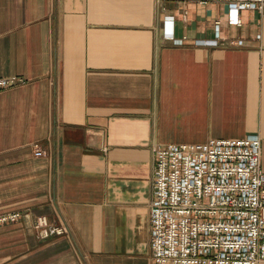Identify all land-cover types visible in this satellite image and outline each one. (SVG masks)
Wrapping results in <instances>:
<instances>
[{"label":"crops","instance_id":"crops-1","mask_svg":"<svg viewBox=\"0 0 264 264\" xmlns=\"http://www.w3.org/2000/svg\"><path fill=\"white\" fill-rule=\"evenodd\" d=\"M228 9L0 0V264H151L152 144L258 135L264 171V12Z\"/></svg>","mask_w":264,"mask_h":264},{"label":"built area","instance_id":"built-area-1","mask_svg":"<svg viewBox=\"0 0 264 264\" xmlns=\"http://www.w3.org/2000/svg\"><path fill=\"white\" fill-rule=\"evenodd\" d=\"M222 1L229 3L230 24L240 25L243 9L264 12V0ZM205 44L216 45L217 39ZM21 82L16 76L0 77V91ZM150 149L151 264L264 261V171L258 135L201 144H152ZM33 152L45 154L39 144ZM20 216L18 211L1 214L0 224ZM34 228L44 237L55 230L45 216L35 218Z\"/></svg>","mask_w":264,"mask_h":264},{"label":"rangeland","instance_id":"rangeland-1","mask_svg":"<svg viewBox=\"0 0 264 264\" xmlns=\"http://www.w3.org/2000/svg\"><path fill=\"white\" fill-rule=\"evenodd\" d=\"M43 216V215H42ZM39 217V216H38ZM37 218V217H36ZM47 220V219H46ZM47 222H48V220H47ZM49 223V222H48ZM50 224V223H49ZM53 226V225H52ZM36 231H37V233L39 234V236L41 237V238H46V237H44L43 236V232H41V234H40V230H37V229H35ZM52 229H50V231H51ZM50 231L48 230V233L50 234ZM49 234H48V236H49Z\"/></svg>","mask_w":264,"mask_h":264}]
</instances>
